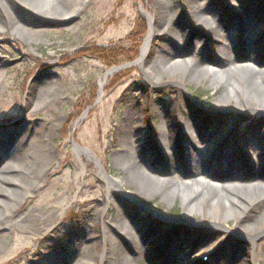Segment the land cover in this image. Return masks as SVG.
Returning <instances> with one entry per match:
<instances>
[{
    "label": "rangeland",
    "instance_id": "1",
    "mask_svg": "<svg viewBox=\"0 0 264 264\" xmlns=\"http://www.w3.org/2000/svg\"><path fill=\"white\" fill-rule=\"evenodd\" d=\"M20 1L23 4L18 0L10 4L12 23L0 10V129L19 126L30 129L31 139L35 141L33 150L49 157L50 162L41 165L31 161L34 174L27 188L18 191L10 210L0 209V264H38L45 254L58 258V261L48 259L49 264L87 261L96 264L100 255L121 247L119 235L109 232L107 227H121L127 216L152 227L156 235L172 229L188 230L208 240L209 245L192 251L180 264H218L217 255L215 261L213 256L212 260L208 257L212 247L220 245L225 238L231 239V245L241 252L237 257H229V263L245 264L246 247L238 242L233 216L228 224L220 225L222 232L220 227L200 223V212L208 211L210 206L209 200L204 208L192 202L200 189L191 182L194 156L187 151H192V145H182V152L180 147H172L170 152L178 158L174 161L172 178L168 177L161 159L149 165L157 172V179L150 181L136 177L126 161L132 154L138 164L142 163L143 154L154 160L158 158V153L151 152L150 156L145 149L149 146L152 150L149 143L158 131L163 112H171L172 121L181 118L191 127L193 118L203 120L207 129L214 122L230 121L233 142L241 146L240 141L251 135L250 124L261 117L258 106L241 110L245 114L241 119L235 110L245 96L237 92L229 102L224 101V111L209 112L207 109L220 100L222 78L207 71L193 75L192 69L185 65L168 68L164 76L154 73L155 80L161 78V83L158 87L151 86L142 65H151L166 38L155 35L142 65L133 63L139 59L147 35V30L141 35L140 24L147 26L144 13L153 17L155 0H67L70 7L74 6L71 25H60L37 15L54 12L51 0ZM107 1L117 8L115 13L103 10ZM184 2L179 1L180 10L193 5L191 0ZM206 5L230 13L223 0H207ZM120 15H127L130 21L116 20ZM181 22L190 30L195 26L189 17ZM136 28L138 33L131 35ZM235 40L240 45L241 34ZM216 44L209 41L205 50H191L190 54L197 60L212 63L220 58ZM133 57L136 58L132 62H127ZM256 61L259 68H264V43L257 51ZM207 68L214 69L212 65ZM111 69L117 70L106 76ZM243 77L242 73L234 74L231 82L237 78L244 81ZM132 105L137 108L139 129L147 134L143 146L140 144L142 150L138 151L137 145L119 140L124 112ZM17 133L16 138L22 139L24 133ZM206 143L207 140L202 145ZM83 151L90 155H84ZM161 156L165 158L164 154ZM98 165L121 186H112L100 174ZM137 172L144 173L142 169ZM181 182L189 184L185 186ZM201 189L209 197L220 192L209 186ZM242 195L250 199L244 202L250 206L239 221L250 225L253 218L264 213V203L251 199L259 196L257 189L247 188ZM135 199L150 210L139 206ZM224 205L225 201L220 199L221 214H225ZM190 210L195 213L186 219L185 213ZM18 215L24 218L23 222L14 220ZM86 223L100 239L87 256L83 235L79 234ZM156 248V243L149 248L144 264H173L159 255ZM113 258L110 264H117L119 259L114 263Z\"/></svg>",
    "mask_w": 264,
    "mask_h": 264
},
{
    "label": "bare ground",
    "instance_id": "2",
    "mask_svg": "<svg viewBox=\"0 0 264 264\" xmlns=\"http://www.w3.org/2000/svg\"><path fill=\"white\" fill-rule=\"evenodd\" d=\"M12 1L15 0H0V10L5 13L7 21L10 23H12L10 18ZM18 1L23 4L22 1ZM179 1L182 4L185 3L184 0H155L153 17L144 13L147 21V35L143 41L138 63L142 65L155 35L161 34L160 36L166 38L165 44L160 46L157 51L158 55L151 65L150 63L142 65L151 86L158 87L161 83V78L155 80L154 73L160 72L161 76H164L168 68L177 65L191 68L193 75H199L204 71H207V74L211 72L222 78L218 97L221 96L223 99L220 97L219 101L216 100L207 109L209 112L224 111V101L229 102L234 98L233 94L239 92L245 98L244 101H240L235 112H238L239 115L241 110L249 111L253 105H256L261 117L250 124L251 135L240 141L241 148L233 142L235 137L231 132L233 124L230 121L214 122V125L207 129L203 126V120L193 118L191 127L181 118L176 122L172 121L171 112H163L158 131L152 142L149 143L153 145L152 150L149 149V146L145 149L150 156L151 152L158 153V158L154 160L149 158V155L143 154L141 155L143 161L138 164L132 154L127 159L126 165L129 170L135 171L136 177L150 181L157 179V172L150 169L149 165L161 159L168 171V177L172 178L175 173L174 161L176 162L178 159H176V153L170 152L172 147L178 146L182 152V145H192V151H187L189 155L194 156L191 159V182L192 185L200 186L192 202L204 208L206 200H209L210 206L208 211L203 209L200 212V223L220 227V225L228 224L230 216H233L236 220L234 230L238 233V242L243 243L246 247L243 256L244 263L264 264V213L253 218L250 225L239 221L250 206L244 204L246 200L250 199L242 195V193L245 194L247 188L257 189L259 196L251 197V199L262 200L261 202L264 203V68H259L256 63L257 51L264 43V0H259V2L255 0H223L230 13L206 5L207 0H191L192 7L187 5L183 7L182 12L179 8ZM73 7L68 5L67 0H51V8L55 9L54 12L47 16L37 15L60 25L63 23L71 25ZM103 10L115 13L117 8L113 6V3L107 1ZM184 17L193 19L195 26L192 30L182 24L181 20ZM116 20H123L126 23L130 21L127 15H120ZM105 24L102 23V25ZM137 33L138 29L136 28L131 35ZM240 34L242 42L239 45L235 39ZM209 41H216L215 47L219 51L220 58H216L212 63H207V61L197 60L194 55L191 56V50L193 52L203 51ZM240 46L246 51L238 50ZM208 65H212L214 69L208 70ZM237 73L244 75V81L237 78L236 82H231V76ZM189 98L191 99L190 95ZM242 114L245 116L244 113ZM242 114L241 119L244 117ZM137 116V108L134 109L133 105L124 112V120L119 130V140L127 145H137L135 149L138 151L142 150L140 144L143 146L147 134L139 129L136 123ZM19 131L24 133L22 139L16 138ZM31 137L30 129H23L21 126L14 129H0V209L10 210L15 204L18 191L27 188L34 174L30 166L31 161H36L41 165L50 162L49 157H43L39 152L33 150L35 141ZM205 140L208 143L203 146L202 143ZM83 154L88 156L87 153ZM161 154H164L165 158H162ZM97 167L104 174L103 169L99 165ZM139 169H142L144 173L137 172ZM210 171L215 175H211ZM148 175H150V179L147 178ZM247 177L249 179H246ZM108 180L112 186L118 184L121 186L117 180L110 178ZM181 184L186 186L189 183L181 182ZM204 186H209L220 192L216 194V197H209L208 194L202 193L201 188ZM220 199L225 201V214L218 211ZM194 213L192 210L187 211L186 219ZM126 218L122 222L123 227L121 226L123 231L119 226L108 225L107 227L109 232L119 235L122 241L121 247L100 255V262L98 261L96 264H110L112 257H114L113 262L117 258L119 259L117 264H144L146 252L155 243L158 244L156 249L159 255L166 257L168 262L180 264L192 251L195 252L197 249L209 245L207 239L199 235L196 237L188 230L172 229V231L167 230L163 234L156 235L155 229L152 227L135 222L128 216ZM207 218L209 221L206 220ZM14 220L23 222L24 218L18 215ZM218 229H221L222 232V227ZM80 231L79 234L83 235L82 239L85 241L84 253L87 256L92 253L100 239L96 237L97 233L93 232V228L87 223ZM192 241L195 243L190 245ZM231 241V239L225 238L220 245L213 246L211 256L208 258L211 259L213 256L215 261L217 258L215 255H217L218 264H230L229 257H237L241 254L234 244L231 245ZM125 250L129 254H126ZM48 259L57 260L58 258L54 254H45L41 263L38 262V264H49Z\"/></svg>",
    "mask_w": 264,
    "mask_h": 264
},
{
    "label": "water",
    "instance_id": "3",
    "mask_svg": "<svg viewBox=\"0 0 264 264\" xmlns=\"http://www.w3.org/2000/svg\"><path fill=\"white\" fill-rule=\"evenodd\" d=\"M144 43V42H143ZM142 47H143V44H142V46H141V48H140V56H141V50H142ZM140 60V57H139V59L138 60H136L134 63H133V65H137L138 64V61ZM117 69H111V70H109L107 73H106V76H109L110 74H112L113 72H115ZM84 153H87L88 154V152L87 151H83ZM89 155V154H88ZM98 169L100 170V168L98 167ZM100 173L102 174V176L103 177H105L106 179H108V177H107V175L104 173H102L101 172V170H100ZM142 205V204H141Z\"/></svg>",
    "mask_w": 264,
    "mask_h": 264
},
{
    "label": "trees",
    "instance_id": "4",
    "mask_svg": "<svg viewBox=\"0 0 264 264\" xmlns=\"http://www.w3.org/2000/svg\"><path fill=\"white\" fill-rule=\"evenodd\" d=\"M140 32L141 35H144L146 32V26L144 24H140ZM136 56V55H135ZM136 57H133L132 59H129L127 62H132Z\"/></svg>",
    "mask_w": 264,
    "mask_h": 264
}]
</instances>
